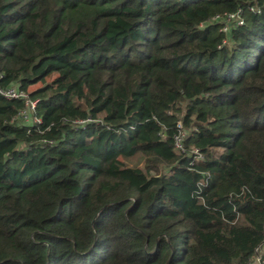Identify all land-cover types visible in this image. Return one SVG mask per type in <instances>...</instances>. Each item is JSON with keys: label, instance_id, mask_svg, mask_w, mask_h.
Here are the masks:
<instances>
[{"label": "trees", "instance_id": "trees-1", "mask_svg": "<svg viewBox=\"0 0 264 264\" xmlns=\"http://www.w3.org/2000/svg\"><path fill=\"white\" fill-rule=\"evenodd\" d=\"M237 10L226 35L211 21ZM0 74L40 119L14 122L24 101L0 95V264L250 262L264 241V0H0Z\"/></svg>", "mask_w": 264, "mask_h": 264}, {"label": "built area", "instance_id": "built-area-1", "mask_svg": "<svg viewBox=\"0 0 264 264\" xmlns=\"http://www.w3.org/2000/svg\"><path fill=\"white\" fill-rule=\"evenodd\" d=\"M251 10L253 11V9ZM211 21L213 23L221 24V32L225 35L228 34L232 28L243 24L240 10H237L234 13L217 14L211 19ZM223 43H225V41H223ZM0 95L7 100L19 99L24 101L25 108L17 113L16 117L13 119L14 122H18V124L23 126L27 124L40 123V119L35 115L36 102L31 101L26 92H23L15 87H8L6 89L0 88ZM76 123L82 124L84 121H77ZM186 135L187 132L182 128L181 123L178 122L176 124V133L173 135L174 150L178 154L183 152L182 142ZM192 153L196 155L197 159H201L197 150H192ZM248 264H264V241L256 248L255 254Z\"/></svg>", "mask_w": 264, "mask_h": 264}, {"label": "rangeland", "instance_id": "rangeland-1", "mask_svg": "<svg viewBox=\"0 0 264 264\" xmlns=\"http://www.w3.org/2000/svg\"><path fill=\"white\" fill-rule=\"evenodd\" d=\"M94 10H95V7H93L92 5H90L88 3L79 5L78 7L70 10L67 13L66 23L63 27L64 32L65 33L68 32L72 28L74 23L77 22L78 20H83V19L87 18L88 16H90ZM55 77H56V74H53V75L49 76L46 79V81L49 82ZM39 86H40V84L34 85L30 88V90H34V89L38 88ZM135 163L139 167H143V162H142L141 158L136 157L135 159H133L129 162V165H134Z\"/></svg>", "mask_w": 264, "mask_h": 264}]
</instances>
